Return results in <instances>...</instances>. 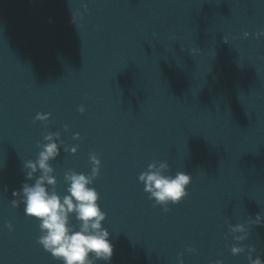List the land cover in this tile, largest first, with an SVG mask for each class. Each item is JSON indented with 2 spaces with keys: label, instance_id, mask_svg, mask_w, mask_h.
<instances>
[{
  "label": "water",
  "instance_id": "1",
  "mask_svg": "<svg viewBox=\"0 0 264 264\" xmlns=\"http://www.w3.org/2000/svg\"><path fill=\"white\" fill-rule=\"evenodd\" d=\"M46 131L78 149L49 161L61 196L101 161L110 264L264 258V0H0V264H60L11 203ZM161 163L192 177L167 212L138 180Z\"/></svg>",
  "mask_w": 264,
  "mask_h": 264
},
{
  "label": "clouds",
  "instance_id": "2",
  "mask_svg": "<svg viewBox=\"0 0 264 264\" xmlns=\"http://www.w3.org/2000/svg\"><path fill=\"white\" fill-rule=\"evenodd\" d=\"M87 11V6H85ZM76 19V17H73ZM248 36V33H244ZM83 113V105L79 107ZM50 114L38 113L35 121L45 123L47 129ZM67 130V125H65ZM59 132L46 131L43 140L46 143H37L41 150L36 160L24 162L23 169H27L26 180H32L33 175L39 171L40 175L35 179L34 184L23 183L19 190H14L12 196L13 207L23 204V211L26 216L38 222L40 236L38 243L45 251L60 264H97L103 261L110 264L113 256L114 245L110 240V232L102 226L107 214L102 210L99 201V193L92 187L94 180L100 174L101 161L95 153L89 154V161L92 164L90 174L78 173L70 170L65 173L64 179L67 183L66 194L61 196L55 191L57 183L53 175L54 169L49 161L60 155L61 149L72 154L77 152V146L65 145L59 139ZM79 133L74 134L73 139H79ZM167 165L161 163L159 168L150 164L148 169L142 172L138 180L144 184V191L149 194V199L154 200V206H163V210H169V204H178L188 195V186L192 177L185 172H177L175 176L166 175ZM48 186H52L51 189ZM78 222L72 223V219ZM255 225L264 224V217L257 214L251 221ZM9 231L13 230L11 222L6 224ZM231 233H245L234 235L237 242L246 239V232L242 226L232 227ZM189 252L195 249L189 247ZM233 255L245 252V247L233 245L230 249ZM248 264H264V258L252 253L256 251L254 246L247 247ZM181 253L178 257L179 264H184ZM214 264H223L217 260Z\"/></svg>",
  "mask_w": 264,
  "mask_h": 264
}]
</instances>
